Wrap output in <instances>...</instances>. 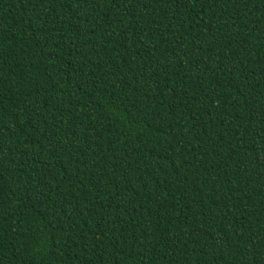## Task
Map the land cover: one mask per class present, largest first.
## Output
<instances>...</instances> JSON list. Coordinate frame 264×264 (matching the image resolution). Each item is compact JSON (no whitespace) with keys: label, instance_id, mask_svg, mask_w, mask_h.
<instances>
[{"label":"trees","instance_id":"obj_1","mask_svg":"<svg viewBox=\"0 0 264 264\" xmlns=\"http://www.w3.org/2000/svg\"><path fill=\"white\" fill-rule=\"evenodd\" d=\"M0 264H264V0H0Z\"/></svg>","mask_w":264,"mask_h":264}]
</instances>
